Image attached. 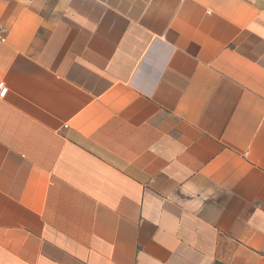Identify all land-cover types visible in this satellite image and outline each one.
<instances>
[{"label": "crops", "instance_id": "crops-1", "mask_svg": "<svg viewBox=\"0 0 264 264\" xmlns=\"http://www.w3.org/2000/svg\"><path fill=\"white\" fill-rule=\"evenodd\" d=\"M0 264H264V0H0Z\"/></svg>", "mask_w": 264, "mask_h": 264}, {"label": "built area", "instance_id": "built-area-1", "mask_svg": "<svg viewBox=\"0 0 264 264\" xmlns=\"http://www.w3.org/2000/svg\"><path fill=\"white\" fill-rule=\"evenodd\" d=\"M0 38L2 39V37L0 36ZM8 86L4 81L0 82V98H5L6 94L8 93Z\"/></svg>", "mask_w": 264, "mask_h": 264}]
</instances>
